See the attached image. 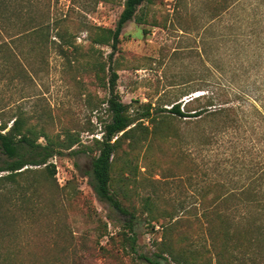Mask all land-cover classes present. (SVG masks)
Instances as JSON below:
<instances>
[{"label":"rangeland","instance_id":"obj_1","mask_svg":"<svg viewBox=\"0 0 264 264\" xmlns=\"http://www.w3.org/2000/svg\"><path fill=\"white\" fill-rule=\"evenodd\" d=\"M35 3L36 19L51 18L46 29L50 41L43 47L25 37L30 27L23 7L20 29L25 35L19 49L25 54L16 72L0 73V108L7 119L23 112L30 124L53 137L80 134L82 145L76 149L93 147L110 114L102 104L107 92L89 71V63L95 56L104 60L112 51L95 45L93 38L97 28L117 26L124 0ZM58 32H65L71 44L64 55ZM251 63L257 64L254 69ZM113 66L120 98L133 108L145 103L159 110L175 102L183 106L219 83L230 82L234 90L246 89L251 96L264 74V0H155L124 28ZM203 105L192 102L188 108ZM250 118L242 137L213 133L215 118L200 126L178 121L177 137L161 141L150 135L131 155L140 197L151 195L175 216L136 227V253L123 235L126 217L99 201L89 184L97 152L55 157L54 178L44 167L25 173L22 179L28 177L39 187L36 209L28 217L7 204L12 213L1 226L0 264H147L138 256L159 252L165 235L173 244L180 240L176 249L185 251V260L189 255L195 259L190 264H264L262 249L223 250V240L209 231L214 225L203 217V206L209 212L219 208L234 229L240 218L232 208L242 206V197H247L232 194H242L247 185L260 192L258 199L264 203V168L242 169L243 158L235 156L241 141H258L252 125L264 128L257 117L255 122ZM145 125L152 129L150 122ZM124 149L129 151L127 145ZM206 187L220 197L213 193L202 198ZM135 203L140 208L139 199ZM164 256L168 260L163 264H176L169 254Z\"/></svg>","mask_w":264,"mask_h":264},{"label":"trees","instance_id":"obj_2","mask_svg":"<svg viewBox=\"0 0 264 264\" xmlns=\"http://www.w3.org/2000/svg\"><path fill=\"white\" fill-rule=\"evenodd\" d=\"M35 1L0 0L1 74L16 72L25 54L19 49V44L25 35L20 29L23 7L27 8L26 23L30 27L25 37L34 39L37 46L43 47L50 41L46 29L51 27V18L47 16L42 21L35 18L32 12ZM154 1L124 0L117 26L114 29L97 28L94 34L95 45L109 47L112 51L104 60L95 56V60L89 63V71L95 74L99 84L107 92V98L102 104L107 105L110 114V122L104 124L101 140L94 139L93 147L76 149V146L82 145L80 134L67 132L63 137H53L43 128L37 129L30 124L29 118L23 112H16L7 119L3 108H0V154L3 157L0 161V234L1 226L11 216V207L15 208L16 213L18 211L27 214L28 217L36 209L39 187L28 177L22 179L25 173L37 167H44L49 177L54 178L56 167L52 160L55 157L64 156L67 152L70 155H78L91 150L97 152V155L92 160L89 184L99 201L109 204L126 217L123 235L130 249L136 253V227L143 222L158 224L163 219L171 221L175 218L174 212L162 209L151 195L140 197V193L134 188L138 168L134 165L131 155L140 145L148 141L150 135L157 140L171 141V138L177 137L176 122L178 121L200 126L206 120L215 118L217 123L213 133L225 135L237 133L240 136L243 132V124L248 123L251 116L264 122V74H261L259 81L255 82L258 86L250 92L254 93L251 96L246 89L234 90V86L229 82L215 84L211 90L201 88L200 90L205 93L183 106L175 102L170 109L159 110L150 103L133 108L131 104L121 100L117 85L119 76L113 66V57L119 50L121 35L126 25L136 18L139 9L147 4H153ZM221 12L222 10L218 14L219 17ZM57 38L60 54L64 55L71 46L67 40L68 36L65 32H58ZM255 65L257 64L251 63L250 67L254 69ZM236 100L240 101L233 104ZM192 102H203L204 105L191 110L188 106ZM255 121L256 119L253 122ZM145 122L153 125L151 130ZM252 132L258 135V141H241L239 152L235 153V156L238 154L243 158L242 169L256 172L264 168V128L252 125ZM126 145L129 151L124 149ZM262 179L263 175L256 178L254 183ZM215 191L211 187L204 188L201 193L202 198L209 197ZM259 193L249 185L244 187L242 194L233 192L232 198L241 195L247 197H242L246 200L243 201L245 203L242 206L232 208L234 214L240 218L234 229L233 223L222 210L216 208L214 212H209V207L203 206V217L210 225H214L209 231L212 236H219L223 240L221 245L223 250H228L229 247L233 250L242 248L250 251L264 250V203L262 204L258 199ZM213 197L218 198L220 195L214 193ZM135 198L139 199L140 208H137ZM7 204L11 207L8 208ZM22 207H25V210ZM213 223H216V226ZM164 238L159 252L152 256L140 254L138 257L147 264H163V261L168 260L164 254H169L176 264H190V259L195 261L190 255L185 260V251L176 249V247L181 248L179 239L173 244L171 239H167V235Z\"/></svg>","mask_w":264,"mask_h":264}]
</instances>
